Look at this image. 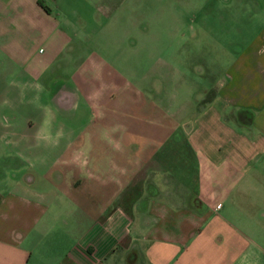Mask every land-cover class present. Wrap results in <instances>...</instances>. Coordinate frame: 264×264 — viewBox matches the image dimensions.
Wrapping results in <instances>:
<instances>
[{
  "label": "crops",
  "instance_id": "0c3cea01",
  "mask_svg": "<svg viewBox=\"0 0 264 264\" xmlns=\"http://www.w3.org/2000/svg\"><path fill=\"white\" fill-rule=\"evenodd\" d=\"M202 1L139 85L38 82L69 19L0 0V264H264V0Z\"/></svg>",
  "mask_w": 264,
  "mask_h": 264
},
{
  "label": "rangeland",
  "instance_id": "374dc122",
  "mask_svg": "<svg viewBox=\"0 0 264 264\" xmlns=\"http://www.w3.org/2000/svg\"><path fill=\"white\" fill-rule=\"evenodd\" d=\"M200 4L202 0H60L59 7L70 25L62 27V33L51 41L50 48L43 43L36 46L46 49L45 57L52 59L47 64L50 72L40 76L38 82L47 79L59 84L72 71L95 59L128 78L142 77L136 81L144 84V75L167 72L170 66L155 58L175 50L182 33L188 31L190 14ZM195 14L200 17V11ZM29 135L34 144L36 134ZM63 145L61 142L60 147ZM47 148L53 147L40 140L31 150L29 158L35 170L28 169L33 175L37 176L54 157L56 150ZM39 150L47 152L46 160L36 156Z\"/></svg>",
  "mask_w": 264,
  "mask_h": 264
}]
</instances>
